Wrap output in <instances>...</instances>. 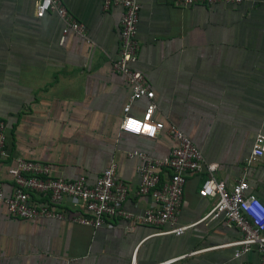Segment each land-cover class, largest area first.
<instances>
[{"label": "crops", "instance_id": "0c3cea01", "mask_svg": "<svg viewBox=\"0 0 264 264\" xmlns=\"http://www.w3.org/2000/svg\"><path fill=\"white\" fill-rule=\"evenodd\" d=\"M85 35L67 31L55 13L34 17V0H0V120L5 149L0 188H13L7 167L15 157L47 163L54 175L88 184L111 160L128 191L123 208L139 214L151 200L136 194L139 160L168 153L174 141L166 126L179 128L213 162L215 178L232 185L245 174L264 204V155L246 163L254 136L264 130V0L237 5L177 6L168 0H138V56L133 67L153 91L151 119L164 125L154 137L119 129L130 94L125 77L111 67L119 47L120 7L100 0H61ZM146 99L132 101L141 117ZM207 173L189 174L179 224L166 229L114 218L99 227L48 218L14 217L0 203V264H259L252 250L233 257L234 227L204 218L212 200L197 189ZM33 198V194H30ZM63 203L68 204V197ZM264 235V230L262 232Z\"/></svg>", "mask_w": 264, "mask_h": 264}, {"label": "built area", "instance_id": "2783aa9c", "mask_svg": "<svg viewBox=\"0 0 264 264\" xmlns=\"http://www.w3.org/2000/svg\"><path fill=\"white\" fill-rule=\"evenodd\" d=\"M177 6L212 5L217 3L237 5L242 0H168ZM102 9L120 7L119 47L111 59L112 69L123 75L130 85V94L122 106L123 116L119 129L125 132L154 137L164 125L151 119L155 108L153 91L149 89L143 74L133 67L138 56L136 28L138 22V0H100ZM55 13L63 22L62 35L73 31L85 35L82 23L77 21L65 8L61 0H34L33 15L42 17ZM146 99L141 117L129 114L132 101ZM4 121L0 120V158L8 156L5 149ZM166 135L174 141L168 153L152 157L139 150L127 151L128 157L139 160L136 166L138 184L136 194L148 197L151 203L139 214L126 211L122 204L128 187L116 174V163L109 164L88 184L84 175L68 180L54 175L51 167L44 162L15 157L7 167L13 182L12 191L5 195L0 188V203L8 214L26 219L48 218L68 220L90 227L103 226L109 219L118 218L127 222L126 229L143 224L154 227L166 226L159 233L180 235L192 224H179L182 196L189 174L203 169L207 175L197 189L200 197L212 200L211 207L201 219H218L221 225L234 227L239 236L228 244L234 246L233 257L241 258L255 250L260 255L259 264H264V204L250 191L245 174L226 186L224 181L213 175L216 164L205 163L199 149L175 125L166 126ZM264 155V130L255 134L246 163ZM33 194L35 197H31ZM69 203H63L64 198ZM172 259L153 264H167ZM130 264H137L132 255ZM217 264H232L221 262ZM235 264H243L237 262Z\"/></svg>", "mask_w": 264, "mask_h": 264}]
</instances>
